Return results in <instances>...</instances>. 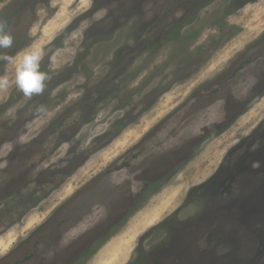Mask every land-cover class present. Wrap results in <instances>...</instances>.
I'll return each instance as SVG.
<instances>
[{
  "label": "rangeland",
  "instance_id": "rangeland-1",
  "mask_svg": "<svg viewBox=\"0 0 264 264\" xmlns=\"http://www.w3.org/2000/svg\"><path fill=\"white\" fill-rule=\"evenodd\" d=\"M248 1L0 0V53L48 74L28 98L0 62V264H264V69L228 81L264 32Z\"/></svg>",
  "mask_w": 264,
  "mask_h": 264
},
{
  "label": "clouds",
  "instance_id": "clouds-1",
  "mask_svg": "<svg viewBox=\"0 0 264 264\" xmlns=\"http://www.w3.org/2000/svg\"><path fill=\"white\" fill-rule=\"evenodd\" d=\"M6 21L0 20V50L11 48L13 36L7 30ZM43 51L37 46H30L15 55L0 53V62L13 65L15 71L14 84L25 97L40 95L45 90V81L48 74L41 70ZM11 86L9 76L0 74V91L7 90ZM39 112L45 111L44 106L38 108Z\"/></svg>",
  "mask_w": 264,
  "mask_h": 264
},
{
  "label": "flooded vegetation",
  "instance_id": "flooded-vegetation-1",
  "mask_svg": "<svg viewBox=\"0 0 264 264\" xmlns=\"http://www.w3.org/2000/svg\"><path fill=\"white\" fill-rule=\"evenodd\" d=\"M249 1H254V0H249ZM248 1V2H249ZM247 2V3H248ZM264 39V32H262V34L258 37L257 40L252 41L251 43H249L245 48H244V52H245V56L247 55L248 58V54L249 56L252 57V60L247 61V62H243L242 58L240 57L238 59V61L234 62V64L230 63V68H229V76L230 79H228L229 82L232 81V83L234 82V80H237L238 78L245 76V75H251L253 73V71H248V69H254V68H258V70H260V73H263V69H264V53H258V50L261 48V41ZM89 46V45H88ZM129 49L128 47H126V50ZM125 51V50H124ZM134 52H137V50H134ZM128 53V52H127ZM232 64V65H231ZM228 70V69H227ZM116 75H113V78ZM227 81V79L225 80ZM264 89V88H263ZM250 91V89H247ZM252 91V90H251ZM36 98H34L35 100ZM73 117L72 114H70V112H68L66 115L63 114H59L57 120H55V123H57V125H59L61 123L64 124L65 119L66 118H70ZM155 132V131H153ZM177 134V133H174ZM139 149V147L137 148V150ZM142 158V157H141ZM141 158L135 157L134 159L138 160V162L136 164H134V162H130L129 163H117L119 166L118 169H116L117 174L121 171H123L125 168L128 169H133V167H139V170L141 171L139 174V177H137V179H139V181L144 182L142 179H140L141 175H144V173H146L147 171L150 172L149 170V158L142 160ZM112 170H110V168L105 169V174H108V176L106 178L103 177L102 181H104V183L102 184V188L104 189V194H103V198H105L104 200H110L111 204L108 207H114L115 209L118 207L121 208V204L122 200H123V194L119 192L118 189L112 188L113 184L111 183L110 179H109V175L112 174ZM128 180V179H127ZM155 178L153 177H148V181H145L146 186L148 187L151 184L155 183L154 182ZM147 182V183H146ZM144 184V183H143ZM144 184V185H145ZM127 186V185H126ZM128 186H130V183H128ZM93 187V186H92ZM132 189V186H131ZM143 190V189H142ZM130 196V192L128 191L127 194H125V196ZM110 209V208H108ZM123 217H120V220H122ZM9 254V253H8ZM14 261V260H13ZM12 261V262H13Z\"/></svg>",
  "mask_w": 264,
  "mask_h": 264
},
{
  "label": "bare ground",
  "instance_id": "bare-ground-1",
  "mask_svg": "<svg viewBox=\"0 0 264 264\" xmlns=\"http://www.w3.org/2000/svg\"><path fill=\"white\" fill-rule=\"evenodd\" d=\"M9 74V73H8ZM90 171V170H89Z\"/></svg>",
  "mask_w": 264,
  "mask_h": 264
}]
</instances>
